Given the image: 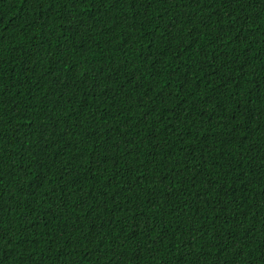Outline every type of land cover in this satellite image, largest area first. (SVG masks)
I'll return each mask as SVG.
<instances>
[{
  "label": "trees",
  "instance_id": "16d2710c",
  "mask_svg": "<svg viewBox=\"0 0 264 264\" xmlns=\"http://www.w3.org/2000/svg\"><path fill=\"white\" fill-rule=\"evenodd\" d=\"M0 264H264V0H0Z\"/></svg>",
  "mask_w": 264,
  "mask_h": 264
}]
</instances>
